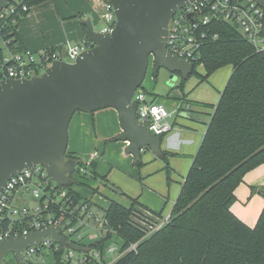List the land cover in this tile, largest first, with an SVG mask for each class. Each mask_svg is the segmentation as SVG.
I'll return each instance as SVG.
<instances>
[{
	"label": "trees",
	"instance_id": "16d2710c",
	"mask_svg": "<svg viewBox=\"0 0 264 264\" xmlns=\"http://www.w3.org/2000/svg\"><path fill=\"white\" fill-rule=\"evenodd\" d=\"M48 1L52 0H24V3L29 12L32 7ZM81 28L84 32L82 24ZM15 31L11 36L17 44ZM211 33L218 38L200 50L195 66H203L202 80L227 65L231 66V74L169 212L168 222L141 240L140 229L129 222L136 202L133 200L129 208L110 202L103 214L111 231L107 237L89 245V249H101L113 235L120 238L124 250L137 243L136 251L126 252L110 264H264V204L252 228L230 211L235 201L234 192L244 176L264 163V50H255L228 22H214ZM138 91L148 94L142 85ZM168 156L169 153H159L165 163L167 181ZM65 159L76 163L74 172L69 175L73 183L66 188L76 201H83L72 190L80 184L75 176L87 179L89 171L91 179L105 178L96 175L94 163L85 165L67 153ZM136 165L141 163L138 161ZM262 197L264 199V193ZM73 249L80 250L76 245ZM54 262L71 264L61 261L60 253L54 254ZM84 264L105 263L90 258Z\"/></svg>",
	"mask_w": 264,
	"mask_h": 264
},
{
	"label": "water",
	"instance_id": "95a60500",
	"mask_svg": "<svg viewBox=\"0 0 264 264\" xmlns=\"http://www.w3.org/2000/svg\"><path fill=\"white\" fill-rule=\"evenodd\" d=\"M194 1L110 0L115 16L110 35L94 31L87 20L81 23L84 39L93 47L72 63L54 62L39 76L1 81L0 192L12 176L37 164L58 185H72L69 175L76 163L65 155L69 124L76 112L116 110L122 132L115 140L128 143L126 152L135 161L145 149L159 154L161 138L137 119L132 98L143 83L150 57L155 75L160 68L171 73L170 86L176 74L186 79L193 73V63L167 52L166 35L173 14ZM4 6L5 0H0V9ZM47 236L69 247L57 227H48L1 240L0 264H5L9 253L17 264H24L21 253Z\"/></svg>",
	"mask_w": 264,
	"mask_h": 264
},
{
	"label": "built area",
	"instance_id": "2783aa9c",
	"mask_svg": "<svg viewBox=\"0 0 264 264\" xmlns=\"http://www.w3.org/2000/svg\"><path fill=\"white\" fill-rule=\"evenodd\" d=\"M261 1L264 3V0ZM103 8L101 19L105 27L99 32L110 35L115 24L113 8L110 2L105 3ZM28 10L24 0H5V6L0 9V82L39 76L54 62L72 63L80 53L93 47L86 39L40 52L18 47L11 35ZM219 21L234 25L255 50H264L263 5L256 0H195L170 18L166 35L167 52L193 63L195 68L200 50L218 38L217 34L211 33V28L214 22ZM146 96L138 89L133 95L137 119L146 124L147 130L154 135L168 134L173 130L170 121L172 113L161 104L148 102ZM95 158L96 154L90 156V160ZM90 162L84 164L89 165ZM31 201L35 203L30 204ZM168 218L169 213L158 216L135 210L129 222L140 229L143 240L156 233L168 222ZM48 227H57L59 236L66 240L69 247H62L47 236L21 253L24 264H32L31 259L44 249L53 258L54 254L60 253V260L71 264H84L90 258L110 264L124 253L136 251L137 243L124 250L122 242L118 247L106 242L99 250L89 249V245L107 237L111 231L104 214L99 217L89 202L76 201L66 186H60L48 177L43 165H32L12 176L0 192V241L24 237ZM75 245L80 248L77 250L80 257L74 261V254L69 249ZM105 253L112 256L111 261L106 260ZM41 260L45 262L43 257Z\"/></svg>",
	"mask_w": 264,
	"mask_h": 264
},
{
	"label": "crops",
	"instance_id": "0c3cea01",
	"mask_svg": "<svg viewBox=\"0 0 264 264\" xmlns=\"http://www.w3.org/2000/svg\"><path fill=\"white\" fill-rule=\"evenodd\" d=\"M100 4L104 7L105 3L102 0H52L32 7L16 28L18 47L40 52L66 43L81 42L84 32L79 23L81 18L77 16L90 20L94 29L99 24L97 11ZM220 71L217 70L206 80L215 88L213 100L209 90L204 100L190 99L182 91H172L166 98L153 99L172 113L170 121L173 130L160 137L159 148V153L170 154L168 166L172 178L169 175V181L165 163L159 154L144 150L140 154L141 165L138 166V161L126 152L128 143L115 140L122 132L116 110L107 108L91 113H75L68 128L66 153L83 163H94L96 175L105 180H85L75 176L80 184L73 186L72 190L89 201L98 212L107 210L110 202L129 208L133 200L136 202L135 210L140 212L160 216L167 207L171 211L186 177L183 174L182 182H177L178 176L184 173L186 162V171L189 163H193L225 81L230 77L229 72ZM92 154H96L97 158L90 160ZM262 193L264 163L244 176L234 192L235 201L230 207L232 214L250 228L257 222L263 208ZM114 238L121 241L118 236Z\"/></svg>",
	"mask_w": 264,
	"mask_h": 264
},
{
	"label": "rangeland",
	"instance_id": "374dc122",
	"mask_svg": "<svg viewBox=\"0 0 264 264\" xmlns=\"http://www.w3.org/2000/svg\"><path fill=\"white\" fill-rule=\"evenodd\" d=\"M103 13H104V8H103L102 4H100L98 11H97V14H99L98 15V23L99 24H98V26H96L94 28V31H96V32H99L103 27H105V22H104V20L101 19V15ZM84 18L85 17H81L79 23H83V22L88 20V19L84 20ZM71 45H73V44H71ZM219 70H221L220 73H228L229 72V76L231 74V66L230 65H227V66H225ZM194 71H195V73L190 74L186 79H182L180 75L176 74L175 75L176 79L173 82V84L170 86L168 84V82H169V76L171 75V73L168 72L167 70L163 69V68H160L157 71L156 76H154L153 75L154 74L153 62L152 61L149 62L147 73H146L145 78H144L143 83H142V87L145 88L147 93H148L146 96L147 101L155 103V101H153V99H161V97L166 98V97H168L169 93H172V91H178V92L182 91L185 94L187 93L188 95L187 94L186 95L189 96L190 99L204 100V98H206L205 94L208 90L211 91V98L213 100V98L216 96V91H215V88L212 87V85L209 82H207L206 80H202V77L205 75V71H204L203 66L202 65L195 66ZM42 73H43V71L40 72V75ZM211 76L208 78H211ZM227 80H228V78L226 79L225 84H226ZM147 85L151 89H149L147 87ZM81 113H89V112H81ZM171 123H172V121H171ZM110 142H111V140L108 141L107 143H110ZM143 151L144 150H142L141 152L143 153ZM147 151H148V153L150 152V150H147ZM141 152H140V154H142ZM191 163H192V161L189 163L188 169L186 171L187 164H188L186 162V166H184V169H183L184 173H182V175L178 176L177 182H182L181 177L184 176L183 174H185V176H186V174H187V172L191 166ZM86 174H87L86 178L88 180L91 179L90 175H89V171ZM118 176L121 177V174H118ZM170 178H172V174H170ZM79 179H81V178H79ZM91 180H93V179H91ZM95 180L100 181L101 179L98 178ZM34 203L35 202L32 203V201L30 202V204H34ZM92 210L95 211L99 217L103 213L101 211L100 212L96 211L93 206H92ZM169 212H170V207L169 208L167 207V209L162 212V215L166 216V215H168ZM120 242L121 241L114 238V239H111L110 241H108V244H111L115 247H118ZM69 251L73 252L74 261L80 257L79 251H77L75 249H69ZM41 257L44 258L45 264H54V258L48 252L47 249H44L41 254L34 256L31 259V263L32 264H42ZM104 257L106 258V260H109V261L112 260V256L110 254L105 253ZM5 264H17L15 262V259H14L12 253H9L5 257Z\"/></svg>",
	"mask_w": 264,
	"mask_h": 264
},
{
	"label": "flooded vegetation",
	"instance_id": "af4514ba",
	"mask_svg": "<svg viewBox=\"0 0 264 264\" xmlns=\"http://www.w3.org/2000/svg\"><path fill=\"white\" fill-rule=\"evenodd\" d=\"M151 61H152V58L150 57L149 62H151Z\"/></svg>",
	"mask_w": 264,
	"mask_h": 264
}]
</instances>
